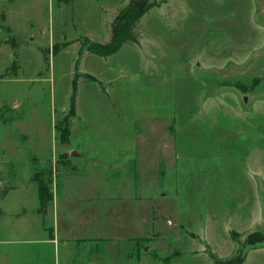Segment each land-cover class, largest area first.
Masks as SVG:
<instances>
[{
    "label": "rangeland",
    "instance_id": "1",
    "mask_svg": "<svg viewBox=\"0 0 264 264\" xmlns=\"http://www.w3.org/2000/svg\"><path fill=\"white\" fill-rule=\"evenodd\" d=\"M128 2L0 0V188L65 173L42 219L4 199L0 264H264V0H165L91 52Z\"/></svg>",
    "mask_w": 264,
    "mask_h": 264
},
{
    "label": "trees",
    "instance_id": "2",
    "mask_svg": "<svg viewBox=\"0 0 264 264\" xmlns=\"http://www.w3.org/2000/svg\"><path fill=\"white\" fill-rule=\"evenodd\" d=\"M165 3V0H129L128 4L124 6L119 12L112 24L110 41L107 43H90L89 49L91 52L99 55H113L125 44L138 43L137 27L138 23L143 16H145L149 10L154 7H159ZM71 113L65 117L62 123H58L56 126L57 133H59L60 140L63 144H69L71 141L70 121L75 113V104L72 103ZM68 153L61 154L62 159H67ZM31 182L36 184L38 189V200L40 206L38 213L45 214L47 208L53 201V174L51 172H36L31 177ZM11 187L0 188V199L5 197ZM53 236V234H52ZM252 244H258L264 242V235L261 233H254L251 235ZM244 258L240 255H236L234 259L228 261H220L218 264H242Z\"/></svg>",
    "mask_w": 264,
    "mask_h": 264
},
{
    "label": "crops",
    "instance_id": "3",
    "mask_svg": "<svg viewBox=\"0 0 264 264\" xmlns=\"http://www.w3.org/2000/svg\"><path fill=\"white\" fill-rule=\"evenodd\" d=\"M69 173V172H68ZM65 173H63V174H59L58 176L56 175V176H54V178H53V184H54V186H53V192H54V196H53V201H52V203L49 205V207L47 208V211H46V214L48 215L50 212H51V206L54 204V205H56V202L58 203L59 202V199H58V197H59V194H60V184H59V182H60V180H61V177L64 175ZM62 181V180H61ZM68 180H67V177H66V180H65V183L67 182ZM63 184V183H62ZM67 188H66V190H64L65 188H63L64 187V184L62 185V191H65V192H69L70 191V188L72 187L71 186V184L70 183H67ZM24 187V188H23ZM29 187H31V188H33V191L36 193V197H37V199H38V189H37V186H36V184H31V183H29V185H27V186H22V187H20V186H13V188H11V190H9V192H8V194L5 196V197H3L2 199H0V216H7L8 215V213L2 208V206H1V204H2V202H4V199L6 198V197H8L9 195H10V193H11V191H13L14 189L15 190H20L19 188H22V189H25V188H29ZM4 188V187H3ZM54 207V206H53ZM37 208H38V206L34 209V210H29V209H27V208H23V209H21V210H18V211H14L12 214H11V216H14V218L15 219H24V218H26L27 216H28V214L29 213H31V212H37L38 213V210H37ZM54 209V208H53ZM39 214V216L41 217V219H42V217L44 218V215L43 214H40V213H38ZM43 215V216H42ZM46 215V216H47ZM43 225H42V228H45V223H42ZM14 229H16L15 227H14ZM12 230V229H11ZM54 231V235L53 236H51V239H49V242H55V241H57V233H56V231H55V229L53 230Z\"/></svg>",
    "mask_w": 264,
    "mask_h": 264
},
{
    "label": "water",
    "instance_id": "4",
    "mask_svg": "<svg viewBox=\"0 0 264 264\" xmlns=\"http://www.w3.org/2000/svg\"><path fill=\"white\" fill-rule=\"evenodd\" d=\"M75 154H76V152L72 153V155H75Z\"/></svg>",
    "mask_w": 264,
    "mask_h": 264
}]
</instances>
